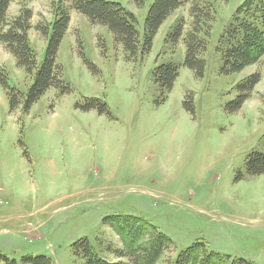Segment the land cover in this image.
I'll return each mask as SVG.
<instances>
[{
  "label": "rangeland",
  "instance_id": "obj_1",
  "mask_svg": "<svg viewBox=\"0 0 264 264\" xmlns=\"http://www.w3.org/2000/svg\"><path fill=\"white\" fill-rule=\"evenodd\" d=\"M58 1L14 0L9 7V20L31 11L28 39L36 66L46 47L37 29L50 27ZM106 1L131 12L142 34L153 0L140 7L133 0ZM245 1L188 0L159 28L150 52L135 62L126 60L105 27L68 10L56 62L70 92L60 95L51 88L23 113L21 106L10 112L0 87L1 257L16 264L27 256L84 264L71 246L87 239L107 263L131 264L127 246L159 248L157 232L167 242L152 264H173L196 243L204 248L196 264L204 254L209 264H264V175L249 176L244 168L251 152L264 155V55L240 73L222 75L217 52L222 32ZM193 6L211 19L200 22L206 45L201 79L183 66L182 39L192 29ZM181 19L182 38L174 47L165 44ZM167 63L179 67L178 77L165 102L156 105L152 71ZM0 73L22 95L34 74L18 68L1 43ZM253 74L259 82L249 98L238 112L226 113L237 84ZM189 96L193 115L183 107ZM85 99L105 103L110 116L75 109ZM137 255L146 258L145 252Z\"/></svg>",
  "mask_w": 264,
  "mask_h": 264
},
{
  "label": "trees",
  "instance_id": "obj_2",
  "mask_svg": "<svg viewBox=\"0 0 264 264\" xmlns=\"http://www.w3.org/2000/svg\"><path fill=\"white\" fill-rule=\"evenodd\" d=\"M14 0H0V43L11 54L16 66L24 70L27 75L33 74V81L25 95L9 87L5 73H0V87L6 91V97L10 112L22 107V112L27 113L30 108L51 88L60 95L70 92V88L61 79V67L57 64V52L60 43L65 36L70 23L68 10L71 9L86 18L90 25L105 27L111 34L114 44L120 45L126 53V60L135 62L138 56H146L152 47L153 39L170 15L183 6L188 0H153L148 7L142 34L137 29L135 16L124 9L119 3L106 0H59L57 5L53 3L54 20L50 27H39L37 30L45 37L46 47L43 61L36 66V54L30 46L28 31L30 30L31 11L23 9L13 20L8 19V10ZM137 6H142L144 0H133ZM68 3V7L61 6ZM192 29L183 37L185 54L183 66L194 73L196 79L204 75L205 63L200 58L206 49L204 39L199 37L201 32L200 22L211 21L208 14L202 15L200 9L193 6ZM182 19L168 32L165 44L176 46L183 34ZM208 33H205V36ZM217 52L221 56L222 75H231L242 72L248 66L258 62L264 55V0H246L233 15L230 23L222 32L218 41ZM83 64L96 75V67L89 62L83 53H80ZM179 67L172 63L161 64L152 71V81L158 88L156 105H161L167 99L178 77ZM259 82L257 74L250 75L240 81L235 90L236 96L225 106V112L234 114L240 110L250 93ZM183 107L190 115L194 114L191 96L189 101L183 103ZM75 109L81 112L95 110L99 115L110 116L105 103L98 99H85L82 103H76ZM24 155L27 153L24 151ZM245 173L249 176L264 175V155L251 152L245 160ZM240 178V177H239ZM153 228V227H151ZM154 229V228H153ZM156 240H160L161 247L167 241L161 233L156 232ZM158 238V239H157ZM166 241V242H165ZM158 246V245H157ZM161 247L148 246L147 249L137 247L132 249L127 246L131 264H152L153 259ZM72 254L77 257L82 255L84 264H109L99 258L92 250L87 239L79 240L72 246ZM202 244H194L182 252L173 264H196L198 252L203 250ZM126 250V249H125ZM145 252L146 258H139L138 252ZM80 252V253H79ZM138 256V257H137ZM205 264H209V256ZM203 259L202 264H204ZM23 264H54L50 258L44 256L22 257ZM0 264H16L14 260L8 261L0 256ZM121 264V263H112ZM237 264H247L245 261H237Z\"/></svg>",
  "mask_w": 264,
  "mask_h": 264
}]
</instances>
